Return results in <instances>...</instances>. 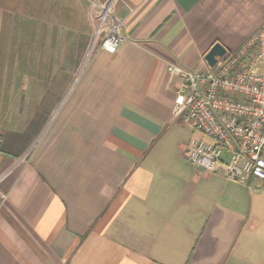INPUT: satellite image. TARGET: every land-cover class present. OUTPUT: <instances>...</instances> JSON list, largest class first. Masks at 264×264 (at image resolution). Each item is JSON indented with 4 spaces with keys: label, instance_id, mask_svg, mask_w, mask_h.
I'll return each mask as SVG.
<instances>
[{
    "label": "crops",
    "instance_id": "crops-1",
    "mask_svg": "<svg viewBox=\"0 0 264 264\" xmlns=\"http://www.w3.org/2000/svg\"><path fill=\"white\" fill-rule=\"evenodd\" d=\"M90 1L0 0V264H264V180L208 174L184 151L211 140L168 133L194 129L169 66L207 71L264 0H115L114 53Z\"/></svg>",
    "mask_w": 264,
    "mask_h": 264
},
{
    "label": "built area",
    "instance_id": "built-area-1",
    "mask_svg": "<svg viewBox=\"0 0 264 264\" xmlns=\"http://www.w3.org/2000/svg\"><path fill=\"white\" fill-rule=\"evenodd\" d=\"M115 0H92L93 44L114 53L124 41L122 22L112 12ZM181 84L174 96L175 119L192 122L211 144L191 142L184 156L208 174L221 173L246 185L264 180V24L233 52L216 58L207 71L169 66ZM228 155V161L223 159Z\"/></svg>",
    "mask_w": 264,
    "mask_h": 264
},
{
    "label": "rangeland",
    "instance_id": "rangeland-1",
    "mask_svg": "<svg viewBox=\"0 0 264 264\" xmlns=\"http://www.w3.org/2000/svg\"><path fill=\"white\" fill-rule=\"evenodd\" d=\"M41 116H43V114H41ZM178 124H175L168 132L174 139H176V141L187 143L190 140H200L206 138L200 132L193 129L190 125L182 124L180 121Z\"/></svg>",
    "mask_w": 264,
    "mask_h": 264
},
{
    "label": "water",
    "instance_id": "water-1",
    "mask_svg": "<svg viewBox=\"0 0 264 264\" xmlns=\"http://www.w3.org/2000/svg\"><path fill=\"white\" fill-rule=\"evenodd\" d=\"M226 53V49L219 43H214L204 55V61L208 68H212L216 63L217 57H222Z\"/></svg>",
    "mask_w": 264,
    "mask_h": 264
}]
</instances>
